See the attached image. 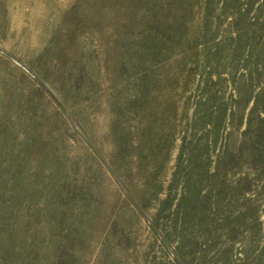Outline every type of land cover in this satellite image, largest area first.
Returning a JSON list of instances; mask_svg holds the SVG:
<instances>
[{
  "label": "rangeland",
  "instance_id": "374dc122",
  "mask_svg": "<svg viewBox=\"0 0 264 264\" xmlns=\"http://www.w3.org/2000/svg\"><path fill=\"white\" fill-rule=\"evenodd\" d=\"M228 21L217 0H0V264H175L152 218Z\"/></svg>",
  "mask_w": 264,
  "mask_h": 264
},
{
  "label": "trees",
  "instance_id": "16d2710c",
  "mask_svg": "<svg viewBox=\"0 0 264 264\" xmlns=\"http://www.w3.org/2000/svg\"><path fill=\"white\" fill-rule=\"evenodd\" d=\"M217 5L228 33L204 56L152 228L175 264H264V0Z\"/></svg>",
  "mask_w": 264,
  "mask_h": 264
}]
</instances>
